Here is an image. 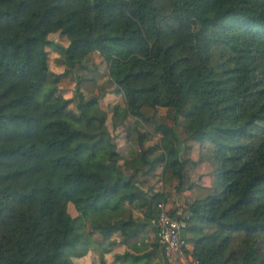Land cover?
I'll use <instances>...</instances> for the list:
<instances>
[{
  "label": "trees",
  "instance_id": "obj_1",
  "mask_svg": "<svg viewBox=\"0 0 264 264\" xmlns=\"http://www.w3.org/2000/svg\"><path fill=\"white\" fill-rule=\"evenodd\" d=\"M53 33L68 39L63 73L49 66ZM95 53L123 96L114 128L134 118L129 155L95 95ZM66 76L75 97L60 94ZM192 142L212 144L215 168L213 184L196 183L171 212L186 215L194 258L264 264V0H0V264H79L95 233H120L127 250L115 262L171 264L156 224L154 237L146 230L168 194L141 179L162 166L181 191Z\"/></svg>",
  "mask_w": 264,
  "mask_h": 264
},
{
  "label": "rangeland",
  "instance_id": "obj_2",
  "mask_svg": "<svg viewBox=\"0 0 264 264\" xmlns=\"http://www.w3.org/2000/svg\"><path fill=\"white\" fill-rule=\"evenodd\" d=\"M68 44V39L65 36L60 35L59 33H53L50 35V41L47 45V52H48V61L49 66L51 70H53L55 73H63L65 70V67H67V57L65 53V48ZM99 64L100 65V73L98 75V81L99 86L95 91V95H98L99 103L101 109L108 112V118L106 121V127L110 135H112L113 140L115 141L119 151L123 154L127 153L129 155V152L131 153L132 147L137 149L134 144H131L129 141L126 140V133L129 131L130 127L133 125L134 118H128L125 120V122L118 126L117 128H114L113 126V120H112V113H111V106L119 103L123 104V96L120 93H116L114 91L115 86L110 82L109 79H107V66L102 62V57L95 53L92 55L90 59V66L92 67L93 64ZM60 94H62L65 97H75L76 92V82L73 80L71 76L64 77L58 84ZM70 108L76 111V103H72L70 105ZM157 116L159 120L166 122L170 125L174 124V119L171 118L170 115L167 114V110L163 107H160ZM178 131L180 133V140H181V149L184 150V145L186 143V140H184V132H183V125L181 123L177 126ZM153 144L159 143V135L155 136L153 140L151 141ZM192 145L191 152L188 155H185V157L188 158V162L186 164V181L185 186H192L195 182L200 183H209L212 184L215 179V168H214V160L209 156L212 153L213 146L211 143H206L205 145L201 146L198 142H192L190 143ZM138 150V149H137ZM121 164H123V161H120ZM159 173L149 175L147 177H143L142 184L146 190L149 191H164L173 193L171 191L174 190V192L177 193L176 190V182H165L161 173V166H158ZM189 172V173H188ZM147 179V180H146ZM145 180V181H143ZM192 183V184H191ZM182 190V189H181ZM176 201L182 202V208L188 204L189 199H185V197L189 196L182 195V193H178L175 195ZM182 197L180 199L179 197ZM184 197V198H183ZM182 200V201H181ZM185 201V202H183ZM170 203L173 204V201H170ZM168 210L171 212V210L168 208ZM69 211L72 215H76V210L73 206V204H70ZM135 213L137 216L141 215V211L139 208L135 209ZM105 214V210L100 209L94 213L91 214V218L93 219H101L103 218ZM90 220H88V228L90 229ZM98 234H93L90 240V243L83 246V249L88 248V252L92 250L91 252L92 256H87V260L80 259L79 264H91L95 263V261L100 260V255L97 251L93 249L94 246L98 247L99 249L107 248L109 246V243H103L100 245L98 242H96V239H98ZM114 237H116V241L119 240V235L116 234ZM121 238V235H120ZM101 239V238H100ZM94 242V245L92 242ZM112 253L105 254L107 256V261H109L111 264H122L120 261L114 262L113 261V254L119 253L127 250L125 246L123 245H111ZM87 252V253H88ZM86 255V254H85ZM79 259V257H78ZM77 260V259H76Z\"/></svg>",
  "mask_w": 264,
  "mask_h": 264
},
{
  "label": "built area",
  "instance_id": "obj_3",
  "mask_svg": "<svg viewBox=\"0 0 264 264\" xmlns=\"http://www.w3.org/2000/svg\"><path fill=\"white\" fill-rule=\"evenodd\" d=\"M155 224L158 230L161 247L171 264H200L193 256V246L184 235L188 226L186 215L174 216L165 204Z\"/></svg>",
  "mask_w": 264,
  "mask_h": 264
},
{
  "label": "crops",
  "instance_id": "obj_4",
  "mask_svg": "<svg viewBox=\"0 0 264 264\" xmlns=\"http://www.w3.org/2000/svg\"><path fill=\"white\" fill-rule=\"evenodd\" d=\"M212 151H213V149H212ZM125 154H127V153H125ZM129 154H130V152H129ZM212 154V153H211ZM128 155V154H127ZM162 167V166H161ZM156 173H159V170H158V168H157V170L153 173V174H156ZM189 173V172H188ZM153 174H150V175H153ZM147 176H149V175H146V176H143V177H147ZM147 180V179H146ZM143 181H145V180H143ZM196 183H200V182H195L192 186L190 185V186H186V187H183L182 188V190L181 191H177V193L176 192H174V190L173 191H171V192H173V193H169V192H164V191H157V190H155V192H164V193H167L168 194V200L165 202V205H166V207L167 208H169L170 210H171V212L172 211H175V213H181L182 212V210H183V208H182V205H183V203L182 202H177L176 201V194H178V193H182V195L184 196V195H186V193H187V195L189 194V196H187V197H185V199H189V202L188 203H190L191 201H193L194 199H195V197H196V194H195V186H196ZM192 184V183H191ZM200 184H202V183H200ZM204 185H212V184H209V183H203ZM141 188L144 190V191H148V190H146L145 188H144V186H143V184L141 183ZM180 199H182V197L180 196L179 197ZM184 198V197H183ZM170 201H173V204L172 203H170ZM182 201V200H181ZM183 202H185V201H183ZM187 205V204H186ZM140 211H141V209H140ZM140 216H142V211H141V215ZM155 223H153V224H150V225H148L147 226V228H146V230L147 231H149V233H148V235L149 236H151V237H154L155 236ZM116 234H118L119 235V240L118 241H116V237H114ZM99 235V237H98V239H96V242H98V243H101V244H103V243H109V246L107 247V249H108V251L109 252H107L106 254H108V253H112L113 251L111 250V245H115V244H121V245H123V246H125L124 244H122V243H120V240H121V238H120V233H115V234H113L112 235V237L110 238V240H108V241H103V238L101 237V235L100 234H98ZM101 238V239H100ZM190 243V245H192L193 246V244L191 243V242H189ZM125 248H127L126 246H125ZM93 249L95 250V251H97L98 253L101 251V249H99L98 247H96V246H94L93 247ZM126 251V250H125ZM91 252H93L92 250L90 251V253L88 252L86 255H84V256H82V257H79V259L78 258H75V261H77V262H79V260L80 259H82V260H87V256L89 255V256H92V254H91ZM124 252V251H123ZM119 253H122V252H119ZM117 254V253H116ZM99 255H100V253H99ZM114 256H115V253L113 254V261H114ZM105 258L107 259L108 257L107 256H105ZM77 259V260H76ZM108 262V264H111L109 261H107ZM115 262V261H114ZM91 264H99V261H98V263H97V261H95V263H91Z\"/></svg>",
  "mask_w": 264,
  "mask_h": 264
}]
</instances>
